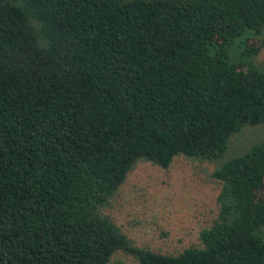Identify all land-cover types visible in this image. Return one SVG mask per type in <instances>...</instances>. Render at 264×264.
<instances>
[{"label":"trees","instance_id":"1","mask_svg":"<svg viewBox=\"0 0 264 264\" xmlns=\"http://www.w3.org/2000/svg\"><path fill=\"white\" fill-rule=\"evenodd\" d=\"M263 34L264 0H0V264H264V140L214 170L200 248L101 213L138 161L222 159L264 125Z\"/></svg>","mask_w":264,"mask_h":264},{"label":"rangeland","instance_id":"2","mask_svg":"<svg viewBox=\"0 0 264 264\" xmlns=\"http://www.w3.org/2000/svg\"><path fill=\"white\" fill-rule=\"evenodd\" d=\"M264 36V34H263ZM251 63L264 69V37ZM264 140V125L247 126L231 136L225 157L200 160L176 156L163 169L138 161L124 183L101 209L135 246L160 254L176 255L187 248H200V233L216 220L221 183L212 174L224 161L244 154ZM138 264L131 256L115 253L110 264Z\"/></svg>","mask_w":264,"mask_h":264}]
</instances>
